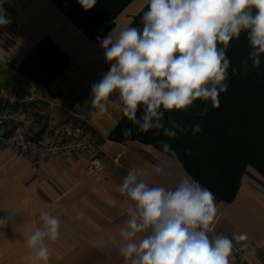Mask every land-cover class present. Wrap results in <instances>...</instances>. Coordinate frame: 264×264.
<instances>
[{"label": "crops", "instance_id": "0c3cea01", "mask_svg": "<svg viewBox=\"0 0 264 264\" xmlns=\"http://www.w3.org/2000/svg\"><path fill=\"white\" fill-rule=\"evenodd\" d=\"M147 3L129 2L108 33L129 27ZM0 10L11 18L10 24L0 26V85L30 92L34 113L46 111L35 132L40 134L52 123L70 120L84 126L106 152L103 180L95 181L86 171L82 154L49 157L37 166L32 157L0 147V219L15 214L6 227H0V264H33L25 239L42 227V211L62 221L59 239L46 241L50 252L47 264H129L119 254V244L113 243L114 239L123 242L120 229L132 206L119 192L125 175L130 169H141L142 179L159 185L162 181L154 165L168 158L167 187H174L184 176L192 177L177 159L152 146L108 138L123 114L116 95L110 98L105 114H94L91 86L110 67L98 39H89L50 0H0ZM44 38L53 41L70 62L45 88L37 89L17 68ZM213 228L210 239L222 234L253 241L256 259L264 263V177L253 167L247 166L234 200L217 204ZM229 264H234L231 256Z\"/></svg>", "mask_w": 264, "mask_h": 264}, {"label": "clouds", "instance_id": "9594fccd", "mask_svg": "<svg viewBox=\"0 0 264 264\" xmlns=\"http://www.w3.org/2000/svg\"><path fill=\"white\" fill-rule=\"evenodd\" d=\"M78 2L88 11L96 0ZM10 23L11 18L0 10V26ZM141 23L142 27L129 26L98 37L110 67L91 86L95 115L105 114L116 95L123 116L140 132L163 129L165 136L175 137L173 129H184L175 121L165 128V112L187 110L197 100L219 107L218 97L228 88L227 50L242 32L251 46L252 67L259 68L264 56V0H148ZM138 112H142L139 117ZM200 131L199 125L193 126V135ZM131 134V129L124 133ZM161 147L175 157L170 145ZM170 167L168 158L154 165L162 181L156 186L141 178V169H130L125 175L119 192L132 206L120 229L123 242L113 240L119 244V254L129 264H229L232 240L222 234L209 237L217 215L214 194L188 176L167 187ZM14 215L0 219V227H6ZM40 218L42 227L25 239L33 264H47L46 241L55 242L61 234L58 217L42 211Z\"/></svg>", "mask_w": 264, "mask_h": 264}, {"label": "trees", "instance_id": "16d2710c", "mask_svg": "<svg viewBox=\"0 0 264 264\" xmlns=\"http://www.w3.org/2000/svg\"><path fill=\"white\" fill-rule=\"evenodd\" d=\"M89 39L104 37L113 28L115 18L132 0H96L93 8L85 11L78 0H50ZM148 3L133 17L132 27H142L141 17ZM222 47V45H218ZM247 33L242 32L228 47L230 60L228 88L218 97L219 107L211 101L197 100L187 110L165 112L164 126L171 128L175 121L184 131L175 137L163 134V129L140 132L123 115L109 132L115 142L134 141L152 146L164 153L161 144L167 143L187 173L208 188L215 196L216 205L234 200L247 166L264 177V56L259 68L252 67ZM70 62L49 39H41L23 58L17 71L37 89L45 88ZM247 64L248 70H244ZM235 70V71H233ZM142 112H138L139 117ZM199 125L201 131L192 134ZM127 129L132 130L125 136ZM191 154H186L187 150ZM172 158V157H171Z\"/></svg>", "mask_w": 264, "mask_h": 264}, {"label": "built area", "instance_id": "2783aa9c", "mask_svg": "<svg viewBox=\"0 0 264 264\" xmlns=\"http://www.w3.org/2000/svg\"><path fill=\"white\" fill-rule=\"evenodd\" d=\"M33 100V95L24 89H7L0 85V147L32 157L37 166L49 157L79 153L85 157L86 171L95 181L103 180L102 158L106 155L103 146L84 126L70 120L52 123L37 134L35 129L46 111L35 114L30 108ZM113 162L118 161L114 158ZM228 238L233 242L230 256L234 264H264L256 259L257 247L253 241Z\"/></svg>", "mask_w": 264, "mask_h": 264}]
</instances>
